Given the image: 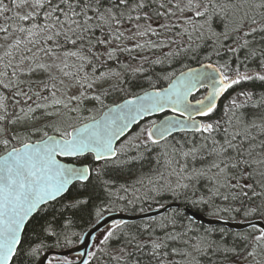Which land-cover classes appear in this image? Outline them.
Wrapping results in <instances>:
<instances>
[{"label": "snow or ice", "instance_id": "snow-or-ice-1", "mask_svg": "<svg viewBox=\"0 0 264 264\" xmlns=\"http://www.w3.org/2000/svg\"><path fill=\"white\" fill-rule=\"evenodd\" d=\"M157 66L168 87L133 94ZM0 149V264H264V0H0ZM97 189L100 208L159 214L101 231L96 211L91 249L42 255L82 242L65 213ZM166 196L247 231L197 225Z\"/></svg>", "mask_w": 264, "mask_h": 264}, {"label": "trees", "instance_id": "trees-1", "mask_svg": "<svg viewBox=\"0 0 264 264\" xmlns=\"http://www.w3.org/2000/svg\"><path fill=\"white\" fill-rule=\"evenodd\" d=\"M184 64H186L189 67H196L199 66L198 64L194 63V62H190V61H184ZM184 64H174L171 67L167 68V73H172L175 72L176 75L179 74L181 71L186 70L184 68ZM165 75V73H161L160 72V67L157 66V76H154L151 80V83H149L146 80H140L138 83L140 86L137 87H133L132 88V93L133 94H140L141 92H143L144 90H149V89H160L162 87H165L170 80L169 79H158L157 77L163 76ZM174 77V76H173ZM172 77V78H173ZM171 78V79H172ZM259 82H257V91H259ZM238 90V89H237ZM204 93L199 92L197 93L195 96H193V99H199L203 96ZM232 94V93H229ZM125 95L123 93L121 94H113L110 98L106 99L105 103L106 104H117L121 101H123V99H125ZM226 99V98H225ZM224 101H221V105ZM90 114H94L99 116L100 115V110H99V106H97V111L95 113H83V116H88ZM141 126L136 127L130 135L134 134V133H138L140 130ZM49 134H53L51 131L49 132ZM129 135V136H130ZM38 136H34L33 139H38ZM176 139H181L180 135L176 136ZM0 151H2V149H0ZM153 155H155V153H153ZM149 171V166L148 164H145L143 166V168H140L139 165H137L136 167H134L132 169L131 174L128 173L127 170H125V172L122 174L121 178L118 180L119 184H133L137 178V176H139L141 174V172L143 173H147ZM83 191V189L79 188V186H77L76 189H73V191ZM120 195H123V193H120ZM97 196L99 198H97ZM104 200V195L102 190L97 189V195H94L91 199V202L82 210L79 212H76L75 215H73V213L71 212H66L65 216L68 217L69 219L73 220V224L72 226L69 228V233H76L78 236L82 237V235L89 229L91 228L99 219L98 217L95 216V212L96 211H101L102 212V216L106 215L107 213H111V212H122V213H132V214H138L141 213L139 211V207H143L145 209V211H148L149 206H151L152 210L157 209V205L155 203L149 202V203H143L141 201H137V208H133L132 206H128L124 211H120V208H123L124 205L123 203H116L113 205L112 208L105 210L103 208L98 207L101 204V201ZM160 203H164V204H170V203H176V204H181L182 206H188L189 208H191L194 211L197 212H201L204 213L206 216L208 217H212V218H216L214 216L211 215L212 209L211 208H205L203 206H197V205H193L191 203H185L183 202V198H181V200H177V201H173L171 199V197H165L163 200L160 201ZM57 207H59V205H57ZM173 210H178L181 211L179 209H171L169 210V212L173 211ZM186 216H188L186 213H184ZM226 220H242V217H235V219H227ZM144 220L141 221H134V222H129V223H142ZM197 225H203L201 223L196 222ZM204 228H209L208 226L203 225ZM216 228H224L221 226H216ZM226 229V228H224ZM233 231V230H230ZM244 231H247L244 230ZM236 232V231H233ZM243 232V231H241ZM101 238V235L99 234L96 237L97 242L99 241V239ZM48 243H52V241H49ZM79 242L76 241L75 237H73V245H70L68 247H53L50 250H66L69 249L71 247H74L78 244ZM50 250H46L50 251ZM44 254V253H43ZM42 254V255H43ZM55 256H51L49 259H53ZM75 256H69V258H73ZM57 258V257H55ZM58 259H62V258H58Z\"/></svg>", "mask_w": 264, "mask_h": 264}, {"label": "water", "instance_id": "water-1", "mask_svg": "<svg viewBox=\"0 0 264 264\" xmlns=\"http://www.w3.org/2000/svg\"><path fill=\"white\" fill-rule=\"evenodd\" d=\"M198 67H194V68H198ZM174 79L175 78H173V80ZM168 85L166 87L162 88V89L167 88ZM202 89H207V91L209 90L208 88H202ZM149 91H152V90H149ZM141 94H143V93H141ZM191 97H189V99H191ZM120 103H122V102H120ZM117 104H119V103H117ZM166 112H168L169 114L167 116H165V117H170V116L176 115V114H173L171 111L166 110L165 112H162V113H155L153 116H151L149 118H152V117H155V116H159V115H161L163 113H166ZM146 119H148V118H146ZM163 119H161V120H163ZM144 120H142V121H144ZM142 121H140V123ZM136 125H138V124H136ZM136 125L132 126L131 131L133 130V128ZM58 159H65V158L58 157ZM167 205H168V209L167 210H170L172 208H178V209L184 211L186 214H188V216L193 217V219L196 222H199V223L204 224L206 226H218L219 225V226H223V227H225V228H227L229 230H235V231H243V230L247 229V226H246V224H244L243 221L219 220L217 218L207 217L203 213L196 212V211L192 210L191 208H189L188 206H182V205L176 204V203H170V204H167ZM159 211H163V210H159ZM145 213L148 216H154V215H158L159 214L157 209L156 210H152L151 212H145ZM145 213L126 214V213H119V212H111V213H108V214L103 216V219L100 221L99 227H100V229L102 231L104 225L110 224L112 222V220L125 219V220H127L129 222L144 220L145 219ZM93 226L90 229H88L83 234V236L81 238L82 242H79V244L77 246H75L73 248H70V249H67V250H63V251L51 250V251H48V252L44 253L43 255H46L48 257V259H49L50 256H52V255L58 256V257H64V256H70V255H77L80 252H85L86 250L91 249V245H92L91 236H96L98 234V232L94 229ZM86 234H88V235H86ZM43 264H47V260H44Z\"/></svg>", "mask_w": 264, "mask_h": 264}, {"label": "rangeland", "instance_id": "rangeland-1", "mask_svg": "<svg viewBox=\"0 0 264 264\" xmlns=\"http://www.w3.org/2000/svg\"><path fill=\"white\" fill-rule=\"evenodd\" d=\"M148 124H143L141 127H145V126H147Z\"/></svg>", "mask_w": 264, "mask_h": 264}, {"label": "flooded vegetation", "instance_id": "flooded-vegetation-1", "mask_svg": "<svg viewBox=\"0 0 264 264\" xmlns=\"http://www.w3.org/2000/svg\"><path fill=\"white\" fill-rule=\"evenodd\" d=\"M202 93H204V94H203V96H204V95H205V91H202ZM203 96H202V97H203Z\"/></svg>", "mask_w": 264, "mask_h": 264}]
</instances>
